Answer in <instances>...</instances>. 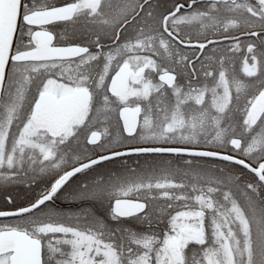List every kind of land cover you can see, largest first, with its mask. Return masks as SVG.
I'll list each match as a JSON object with an SVG mask.
<instances>
[{
	"label": "snow or ice",
	"instance_id": "6c2138e0",
	"mask_svg": "<svg viewBox=\"0 0 264 264\" xmlns=\"http://www.w3.org/2000/svg\"><path fill=\"white\" fill-rule=\"evenodd\" d=\"M0 200V264H264V0H0Z\"/></svg>",
	"mask_w": 264,
	"mask_h": 264
},
{
	"label": "flooded vegetation",
	"instance_id": "af4514ba",
	"mask_svg": "<svg viewBox=\"0 0 264 264\" xmlns=\"http://www.w3.org/2000/svg\"><path fill=\"white\" fill-rule=\"evenodd\" d=\"M58 30H62V29H58ZM239 60H240V57L237 56V67H239ZM67 200H63L62 198L60 200H57L55 202L54 207H57L60 210H63V211H66V212H76V211H79V208L77 207L76 204L72 203L70 200L69 201H67Z\"/></svg>",
	"mask_w": 264,
	"mask_h": 264
},
{
	"label": "trees",
	"instance_id": "16d2710c",
	"mask_svg": "<svg viewBox=\"0 0 264 264\" xmlns=\"http://www.w3.org/2000/svg\"><path fill=\"white\" fill-rule=\"evenodd\" d=\"M129 163H132V161H129ZM141 163H143V159L141 160ZM133 166L135 167V165H133ZM62 199H63V200H67V199H65V198H63V197H62ZM67 201H69V200H67ZM0 204H2V200H0ZM61 211H63V210H61Z\"/></svg>",
	"mask_w": 264,
	"mask_h": 264
}]
</instances>
